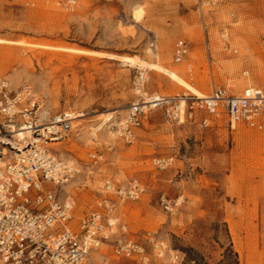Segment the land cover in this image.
<instances>
[{
	"label": "rangeland",
	"instance_id": "obj_1",
	"mask_svg": "<svg viewBox=\"0 0 264 264\" xmlns=\"http://www.w3.org/2000/svg\"><path fill=\"white\" fill-rule=\"evenodd\" d=\"M162 34L168 41L165 65H188L185 77L193 86L208 78L209 95L218 88L229 94L264 89V78L255 75L264 72V0H0V39L136 60L0 42V79L14 92L31 91L48 117L85 114L73 121L65 140L49 146L78 170L69 191H60L74 200L73 224L99 209L104 197L115 204L113 234L93 248L98 264H139L114 254L121 225L127 226L124 236L145 245L153 263L264 264V131L177 123L156 110L135 128L134 141L119 133L132 104L152 95L192 94L149 66L158 61ZM236 38L244 44L232 52ZM180 39L190 51L176 62ZM221 40L226 57L217 60L214 46ZM196 50L203 57L191 59ZM113 111L92 139V128ZM154 159L167 164L155 165ZM134 181L141 190L135 200L122 201L107 189V182L127 188ZM154 243L164 245L162 257Z\"/></svg>",
	"mask_w": 264,
	"mask_h": 264
},
{
	"label": "built area",
	"instance_id": "obj_2",
	"mask_svg": "<svg viewBox=\"0 0 264 264\" xmlns=\"http://www.w3.org/2000/svg\"><path fill=\"white\" fill-rule=\"evenodd\" d=\"M189 51V42L178 40L174 60L181 62ZM40 108L31 91L14 92L8 80L0 79V264H98L93 248L106 243L113 234L115 204L104 197L99 209L73 224L74 200L62 196L58 187L70 183L78 170L73 161L58 156L49 144L65 140L76 118H71L72 112L43 118ZM156 110L177 123L198 122L203 128L225 123L232 131L243 124L264 131V89L252 86L238 94L218 88L204 98L194 94L154 95L130 106L126 119L120 122V135L134 141L135 128ZM21 132L27 134L19 139ZM90 156L98 162L95 154ZM154 164L167 162L154 159ZM107 189L122 201L135 200L141 192L135 181L127 188L107 182ZM126 229L121 225L123 235L114 240L115 256L139 264H161L150 260L143 243L124 236ZM153 247L162 257L164 245L154 243Z\"/></svg>",
	"mask_w": 264,
	"mask_h": 264
},
{
	"label": "bare ground",
	"instance_id": "obj_3",
	"mask_svg": "<svg viewBox=\"0 0 264 264\" xmlns=\"http://www.w3.org/2000/svg\"><path fill=\"white\" fill-rule=\"evenodd\" d=\"M226 38H229V37L226 35ZM160 39H161L160 51L155 53L158 61L155 63L149 64V66L152 67V69H155V70L167 75L175 87L190 91V93L196 95L199 98L207 97L209 94L207 92L206 82L209 79L205 78V77H201L199 80H197L196 85L193 86L185 77L186 74H190V69H189L188 65H184L178 69H173V68H169L168 66H166L165 63H166L167 56H168L166 53L167 48H168V41H167V38L164 34H162L160 36ZM0 42L10 43V44L31 45V46L43 47V48H47V49H57V50H64L67 52L81 53L84 55H93V56H99V57H107V58H111V59H119L123 62H129L132 64H134L136 62L135 58L121 56V55H117L114 53L77 48V47H73V46H65V45L54 46L51 43H29V42L24 41V40L11 41V40H7V39H0ZM220 42H221L220 43L221 45H217V46L215 45L214 46V52H213V55L217 60H223L226 57V54L223 52V50H221L223 40H221ZM243 44H244V41L236 38L235 42H233V44H232V52H234L235 50L241 51ZM243 52L244 51H242V55H243ZM190 57H191V59H199V58L203 57V54L201 52H199L198 50H196V51L191 53ZM241 60L242 59H240L237 62H233L231 64H228V66L230 67V69L237 68V65L240 64ZM258 60H260V58ZM226 66H227V64H226ZM255 75L260 77V78H264V72H262L261 70L258 73H255ZM249 83H251V81L247 80L244 84H249ZM152 96H154V95H152ZM182 105L183 106L185 105L184 99H182ZM115 113H116V111H113V112L106 114V117L102 120V123L99 126L94 127L92 129L98 130V131L101 130L105 124H108L114 118ZM48 115H49L48 111H46V110L41 111V116L43 118H48ZM84 116H85L84 113H80V114H76L73 112L71 113V118H74V119L75 118L77 119L78 117H84ZM181 118H182V121H184V118H185L184 112L181 113ZM26 134L27 133L21 132L19 135H17V137L19 139H21V138H24L26 136ZM91 134L94 135L95 139H97L96 134H94L93 132ZM83 137L85 138V135L82 136V138ZM58 188L61 191H63L65 189L68 192L70 185L68 183V184L62 185ZM112 222L116 224L115 218L112 219Z\"/></svg>",
	"mask_w": 264,
	"mask_h": 264
}]
</instances>
